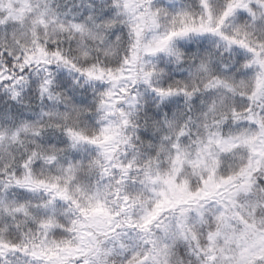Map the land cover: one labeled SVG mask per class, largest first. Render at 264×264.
<instances>
[{
	"label": "clouds",
	"instance_id": "1",
	"mask_svg": "<svg viewBox=\"0 0 264 264\" xmlns=\"http://www.w3.org/2000/svg\"><path fill=\"white\" fill-rule=\"evenodd\" d=\"M0 264H264V0H0Z\"/></svg>",
	"mask_w": 264,
	"mask_h": 264
}]
</instances>
